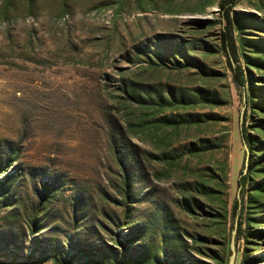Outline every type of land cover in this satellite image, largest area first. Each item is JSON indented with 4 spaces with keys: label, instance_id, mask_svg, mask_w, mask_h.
Segmentation results:
<instances>
[{
    "label": "rangeland",
    "instance_id": "rangeland-1",
    "mask_svg": "<svg viewBox=\"0 0 264 264\" xmlns=\"http://www.w3.org/2000/svg\"><path fill=\"white\" fill-rule=\"evenodd\" d=\"M220 1L0 0V264H217L240 222L236 264H264V236L249 252L245 238L264 221L234 212L249 87L234 84ZM232 17L252 21L233 27L248 76L264 0Z\"/></svg>",
    "mask_w": 264,
    "mask_h": 264
},
{
    "label": "trees",
    "instance_id": "trees-1",
    "mask_svg": "<svg viewBox=\"0 0 264 264\" xmlns=\"http://www.w3.org/2000/svg\"><path fill=\"white\" fill-rule=\"evenodd\" d=\"M242 0H221L219 4L220 9V15H221V21L224 23L225 27L221 31V43L223 49L227 53V57L231 60L230 68L233 73L234 78V84L236 85L237 89L242 91L247 89V86L249 87V96L246 95L245 91V97L243 98V104L245 106V116L242 120L241 125V134L243 136L245 145L249 148L251 152V156L248 155V158L250 157V164L247 175L243 176L239 180V186L241 189V196L242 200L237 199L235 201L234 205V212L242 221L243 214L246 217V223L248 226L252 229L254 228V224L256 226H259V222L264 221V217H262L261 213L264 212V179L262 183L256 184V177L263 175L264 177V85H259L257 83H262L261 81L264 80V76L255 77L252 73V68L256 67L260 70H264V57L261 59H253L249 57L248 55H245L247 60L246 65V71L248 72V76H245V72L242 69V67H237L233 64L232 60L237 62V47L236 43L233 37V27L235 24H239L240 21L242 23H252L251 20H247L238 17L237 22L233 19L232 13L234 12L235 8L238 6V4ZM242 41L247 44H257V41H254L253 39H247L242 37ZM248 45V44H247ZM253 46V45H252ZM160 60L163 61V57H160L158 55ZM139 60V58H137ZM163 59V60H162ZM179 64V62H178ZM257 80V81H256ZM260 81V82H259ZM132 89V93L137 96L136 94L138 92L137 89ZM123 92H130L129 87H125L121 89ZM132 100L135 102H140V96L138 99L137 97H131ZM149 98V97H148ZM205 102H212L216 103L217 101L215 99H206L202 98ZM160 103H154L153 101V108L157 109V112L163 109V104H167L168 101L164 98H160ZM146 102H152L151 98H149V101L146 100ZM252 121V123L249 125L250 130L252 133L247 130V120ZM252 178V179H251ZM126 190H124L125 194L127 195V198L130 199L131 197V185L130 182H125ZM245 198H247V207H244V201ZM246 209V212L244 210ZM223 210H226L225 208ZM126 218H129L131 216V212L127 209L126 212ZM242 222H240V227L238 228V234L236 237V242L238 244L239 240L241 239V236H243L242 232ZM262 236H264V232H248L246 235V242L247 247L246 250L249 251H257L259 249L258 241L262 239ZM126 259V258H125ZM124 259V260H125ZM123 260L122 264H125ZM151 254L146 252L141 259L137 262V264H151ZM229 258H221L217 262V264H228ZM255 262V259H250L246 256V260L243 261L242 264H253ZM154 264H158L155 263ZM177 264V263H172Z\"/></svg>",
    "mask_w": 264,
    "mask_h": 264
},
{
    "label": "water",
    "instance_id": "water-1",
    "mask_svg": "<svg viewBox=\"0 0 264 264\" xmlns=\"http://www.w3.org/2000/svg\"><path fill=\"white\" fill-rule=\"evenodd\" d=\"M244 112H245V106L242 110V115L244 114ZM245 147L247 148L246 145H245ZM236 237H237V224H235L234 230L232 232V238H231V242H230L231 255L229 257L228 264H236V259H237Z\"/></svg>",
    "mask_w": 264,
    "mask_h": 264
}]
</instances>
